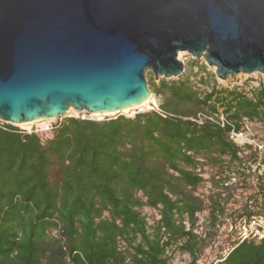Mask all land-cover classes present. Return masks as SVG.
<instances>
[{"label":"trees","instance_id":"16d2710c","mask_svg":"<svg viewBox=\"0 0 264 264\" xmlns=\"http://www.w3.org/2000/svg\"><path fill=\"white\" fill-rule=\"evenodd\" d=\"M154 94L167 116L71 117L46 134L0 125V264H171L176 248L197 264L204 246L216 247L215 260L229 252L220 264H264V238L238 243L229 231L263 211L264 178L224 199L239 150L228 129L188 120L223 112L239 128L247 119L264 143V90L199 93L179 79ZM219 216L229 220L224 233Z\"/></svg>","mask_w":264,"mask_h":264},{"label":"water","instance_id":"95a60500","mask_svg":"<svg viewBox=\"0 0 264 264\" xmlns=\"http://www.w3.org/2000/svg\"><path fill=\"white\" fill-rule=\"evenodd\" d=\"M182 52L222 81L264 75V0H0V121L123 116Z\"/></svg>","mask_w":264,"mask_h":264},{"label":"built area","instance_id":"2783aa9c","mask_svg":"<svg viewBox=\"0 0 264 264\" xmlns=\"http://www.w3.org/2000/svg\"><path fill=\"white\" fill-rule=\"evenodd\" d=\"M259 75L257 81L250 82L249 87H246L242 82L238 84L237 89L243 91L250 97H253L257 92L264 90V75L253 74L250 76ZM151 107L150 110H155L167 116V113L163 112L157 105ZM188 120L198 125L206 123L220 127L222 129H228V138L234 143L239 152L238 157L242 166L236 164V172L231 173L230 180L224 184L222 197L228 199L229 197L239 199L243 195V186L245 184H252L255 186L259 179L264 178V143L260 141L256 136L257 125L247 119H244L239 123V128L231 121L223 112L211 114L207 112H200L196 116L189 118ZM7 124L0 121V125ZM17 127V126H16ZM53 127L49 128L51 131ZM27 133H39V131H24ZM203 160H200L202 162ZM238 171L243 172V176L238 174ZM197 172L206 177L202 170L199 168ZM230 189V192H225V189ZM225 206V204H223ZM208 213L201 216L198 223L199 228L203 225H208L207 222ZM220 218V217H219ZM226 222L229 220L225 217ZM224 227V225H223ZM225 228V227H224ZM229 231L235 234L234 242L243 243L245 241H260L264 238V208L261 213L253 214L252 216H243L238 218L235 222L229 224ZM198 233V232H197ZM229 254L228 251L224 253V259ZM223 259V260H224ZM223 260H219L222 262Z\"/></svg>","mask_w":264,"mask_h":264},{"label":"rangeland","instance_id":"374dc122","mask_svg":"<svg viewBox=\"0 0 264 264\" xmlns=\"http://www.w3.org/2000/svg\"><path fill=\"white\" fill-rule=\"evenodd\" d=\"M179 59L184 62L185 65V73L180 78H173L168 81H177L179 79L189 80L191 86L194 90L198 91L199 93H204L210 91L214 86H217L219 89H237L239 83H243L246 87H249L250 82L257 81L259 75H244L240 74L236 78H229L226 81L219 80L216 76L215 68L209 67L204 60H197L191 54L187 52H182L179 54ZM153 79V80H151ZM166 80L164 77L156 78L154 74L150 71L147 73V81L149 89L152 92V96L156 101V105L160 108L161 104L163 103V99L157 97L154 94L155 88L160 84L161 81ZM150 107H155L154 103L149 105ZM151 111L148 107L143 109H137L132 112L122 114L126 117H133L137 113ZM118 115L114 116H104V117H94L89 113H78L76 111H72L65 117H60L57 119H52L44 122H40L29 127H21L17 126L22 131H39L41 134H46L49 128L57 126L59 123L64 121L67 118H81V119H91L97 121H103L110 117H117ZM144 214L150 217L152 220L155 217V213L149 209L144 210ZM219 224L221 223V230L224 233L226 229H224L223 224L226 222L224 216H219ZM208 225H203L201 228L198 229V234L203 238H208ZM223 254L225 251L222 252ZM215 254H217L216 247L211 246H204L202 251L199 253L198 263L197 264H220L219 260H215ZM168 256H171V264H189L191 262V257L189 254L182 253L177 248L174 252H169Z\"/></svg>","mask_w":264,"mask_h":264},{"label":"bare ground","instance_id":"6f19581e","mask_svg":"<svg viewBox=\"0 0 264 264\" xmlns=\"http://www.w3.org/2000/svg\"><path fill=\"white\" fill-rule=\"evenodd\" d=\"M151 103H154L156 105V101L154 100L152 95H151L150 98H148V100H146L145 102L141 103L140 105H137V106L132 107V108L125 109V110L121 111L120 113L126 114V113L132 112V111L137 110V109H143L145 107H148V109H150L151 107L149 105ZM72 111H75V110L74 109H70L69 113H71ZM92 116H94V117H104L106 115H92ZM41 122H43V121H41ZM37 123H40V121L26 123V124H18L17 126L29 127V126L37 124Z\"/></svg>","mask_w":264,"mask_h":264}]
</instances>
